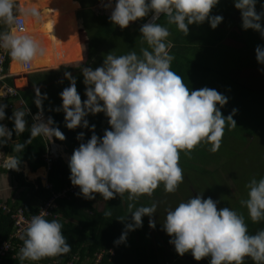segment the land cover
I'll list each match as a JSON object with an SVG mask.
<instances>
[{"label": "clouds", "instance_id": "1", "mask_svg": "<svg viewBox=\"0 0 264 264\" xmlns=\"http://www.w3.org/2000/svg\"><path fill=\"white\" fill-rule=\"evenodd\" d=\"M219 0H108L106 7H112L109 20L121 29L152 13V23H144L139 32L147 47H141L139 54L129 50L126 54L104 56L101 66L80 68L83 84L86 86L81 101L76 90V79L70 72L64 73L69 81L59 94L60 111L64 113V124L69 130L80 127L91 132L86 142H80L68 162L70 183L79 188L83 198L92 200L94 194L107 201L116 195L127 193L128 215L131 222L124 225L120 237L114 241L119 245L126 242L128 232L142 226V217H149V228L155 227L152 217L156 211L155 202L136 206L134 201L142 194L151 195L158 185L163 184L165 192H175L182 182L179 153L190 154L200 143L210 145L208 151L216 152L220 147L226 123L235 126L232 114H221L220 108L227 103V97L216 89L203 87L190 90L179 74L171 70L174 56L170 54L173 44L167 38V26L155 22L163 15L167 25H175L185 36L188 26L202 24L207 20L215 29L222 16L210 15V10ZM257 0H233L239 10L241 27L251 29L264 39V3L260 11L255 10ZM21 16L37 22L43 19L41 11L32 4L21 8L18 0H0V50L22 67L28 68L45 55L42 43L30 34L19 31L17 20ZM255 58L264 66V46L255 48ZM34 103L39 109L43 99L36 89ZM219 106V107H217ZM6 105L0 104V121L5 120ZM27 109H17L8 117L12 129L0 123V147L16 136L29 132L23 143L13 142L12 152H23L32 139L41 136L48 140L55 137L63 140V133L54 126L51 117L42 118L28 126ZM103 113L109 128L98 137L95 125H89V114ZM78 141L84 140V132L77 133ZM0 167L19 170L17 155L0 153ZM247 198L240 201L246 207L249 219L255 223L264 220V176L253 178L246 185ZM217 201L201 198L200 194L181 201L174 208L167 209L163 231L171 237L169 243L178 255L191 253L194 260L209 257V264H243L250 258L254 264H264V229L250 234L244 216L229 207L217 209ZM47 212L40 210L25 221L21 229V247L17 257L23 261L37 262L44 258L67 254L71 245L62 234L61 223L48 220ZM105 217L111 211L105 210ZM118 220L124 221L127 217ZM6 247V244L4 245Z\"/></svg>", "mask_w": 264, "mask_h": 264}, {"label": "trees", "instance_id": "2", "mask_svg": "<svg viewBox=\"0 0 264 264\" xmlns=\"http://www.w3.org/2000/svg\"><path fill=\"white\" fill-rule=\"evenodd\" d=\"M76 1L82 4L83 10L80 15L83 21V27L89 38L88 62L90 65L87 67L95 69L102 65L104 56L108 53L113 52L114 55L126 54L131 50L130 48L132 45L141 43L142 39L137 33V30L147 22L148 17L152 15L151 12L145 17L138 19L135 27L121 29L112 24L108 16L101 15L94 10L98 0ZM222 5L224 4H219L218 6L220 7ZM162 17L157 23H161L159 21ZM165 21L166 20L163 22ZM206 23L205 21L199 25L195 23L189 25L188 34L186 36L178 31L175 25L163 24L168 27L169 36L173 44V47L170 49V54L174 56V59L170 64V68L181 76L182 81L190 90L208 87V77L211 74V70L207 63L214 53L216 55V52H218L217 50L223 47L243 49L247 46L244 38L248 35V30H243L240 26L241 24H238V28L237 25L234 24L237 30L231 31L227 29V31L219 27H217L219 29L212 30L209 24ZM230 24H232V21ZM30 25L31 23L26 21V30L30 29ZM3 28L4 25L0 24V30ZM61 54L60 51H57L51 55L49 59L42 57L33 63L34 68L49 69L58 64L65 63L66 59H62ZM8 66L9 63L4 66L2 74L7 73ZM81 67L82 66L77 68L61 66L57 70L28 74L26 78L28 79L29 87L24 90H18L16 88L25 106H16V101H14L13 98L5 99V120L0 121V123L12 129L13 125L8 117L12 115L14 110H10L9 106L15 107V110L27 109L31 114L41 112L51 117L54 126L64 135L62 141L54 137L55 143L64 145L66 151L72 153L80 142H86L87 139L90 138L91 132L88 129H81L80 127L73 130H69L65 127L64 113L59 110L62 103L59 94L69 84V81L64 78V73L70 72L76 79V90L83 103L86 99L84 95L86 86L83 84V76L80 71ZM26 78H19L16 84L25 87L27 83ZM4 82L10 87H15L13 78H7ZM36 89H39L41 96L44 94L47 95V99L42 100L39 109L34 103ZM86 119L90 126L95 125L94 131L98 137L103 135L106 128H109L107 118L103 113L95 115L89 114ZM25 120L28 126L34 123L32 116L28 113L25 116ZM81 131L84 132V140L78 141L76 135ZM28 136L29 132L27 127L25 132L19 136L13 133L12 140L0 147V151L4 150L6 154L19 156V167H22L24 162H27L32 172H36L38 169L47 166L44 155L47 153L50 141L41 136H37L32 139L30 144L25 146L23 152L13 153L11 147L12 143H23ZM182 152L184 151L180 153ZM9 172L10 171L7 169L0 167V176L2 174H8ZM69 175V167L62 158H59L58 161L52 165L48 173L47 182L51 185L50 189L43 186L40 180L36 183H31L24 178L22 173H12L13 181L18 184L17 186L24 189V193L19 201H13L11 199L5 202L0 201V204L5 205L10 210V213L6 214L0 209V246L3 242L7 241L11 233H13L14 221L11 216L19 209H22L28 217L33 214H38L39 211L54 198V195L67 187L73 186L70 183ZM94 197L102 199L99 194H94ZM92 200L83 198L78 190L77 193L70 194L67 197L56 198L54 201L56 207L52 209L49 216L45 217L48 220L56 219L61 223L62 234L65 236L67 243L71 245V249L67 254L44 258L37 262L27 260L21 262L18 257L13 258L12 255H9L5 257L4 264H40L53 260H60L76 253H79V255L83 257L82 263H86L89 258L92 259L93 254L101 250L109 249L115 251V256L112 257V260H109V257L106 256L103 264H162L161 255L156 253L152 248L153 240L150 237L151 235L149 236L147 234L149 228H147L145 232H137V228L131 231L129 235L127 234L125 243L119 245L114 244V241L120 237L124 225L131 222V214L128 215V209H126L127 203H129L127 198L116 195L113 199L105 201V206L102 210L97 209V207L95 208ZM135 205L141 206L142 204L135 202ZM105 210L111 211V216L105 217L103 215ZM127 215L128 217L124 221L118 220ZM245 219L250 234L264 229V220L253 223L249 217ZM167 236L168 235L165 237L163 235L165 241L170 239V237ZM14 242L16 247L22 245V241L20 240H15ZM14 254L17 255V253ZM172 256L176 259L177 253ZM243 264H254V262L250 258L245 257Z\"/></svg>", "mask_w": 264, "mask_h": 264}, {"label": "rangeland", "instance_id": "3", "mask_svg": "<svg viewBox=\"0 0 264 264\" xmlns=\"http://www.w3.org/2000/svg\"><path fill=\"white\" fill-rule=\"evenodd\" d=\"M75 1L26 0V2L22 3V8L25 5L32 4L42 13L43 19L41 22H37L32 18H24L25 21L36 26L35 28L31 25V30L38 29L36 38L45 48L44 56L49 59L51 53L54 54L60 51L62 59H66L65 63L58 64L52 68H57L64 64L74 67H87L90 65L88 62L89 38L85 33V29L78 27V13L76 15L75 12L78 9L81 11V9ZM72 3L76 4V6L74 7L75 10L70 12L69 9L72 7H69ZM107 3L108 1L98 0L95 6L96 12L109 17L114 5L106 7ZM262 3H264V0H257L255 5L257 12L260 11ZM219 4H225L221 6L224 9V14L223 16L221 15L223 19L220 23L221 25L219 24V28L222 30H237L234 24L241 22L240 14L235 13L232 16H228L229 11L234 8L233 0H219L210 10V15H217ZM48 8L54 11L50 27L46 24L47 22L45 23L49 19H44L48 15ZM63 18L65 20L73 19L69 21V24H63ZM164 20L165 18L162 17L159 21L161 22L160 24L166 23V21L163 22ZM205 21L207 22V20ZM231 21L233 25L229 24ZM131 25L130 22L128 27ZM261 26L264 27V18L261 20ZM217 27L215 29H219ZM45 29H49L50 32L49 30L46 32ZM79 29L80 34L78 33ZM139 29L137 33L141 36ZM27 34L30 33L27 32ZM66 39L67 41L62 45L63 48L58 47ZM244 39L247 45L245 48H220V50H217L216 55L214 53L207 63L211 70V74L208 77V88L216 89L227 97V103L220 108V111L223 116L227 117L235 109L236 111L232 115L235 126L229 127L226 123L220 140V147L214 153L208 151L210 145L207 143L198 144L188 155H185V152L179 153L178 163L182 169L183 180L177 186L175 192H165L161 183L153 190L150 196L142 194L134 201V204L135 202L142 205H150L153 202L157 204L156 211L152 217L155 227L149 228V217L145 216L142 217V226L138 228L137 232H145L149 228L147 234L151 235L150 237L153 240L152 248L161 255L162 264H209L210 259L205 257L200 261H196L192 258L190 252L182 256L177 254L176 259L172 256L176 252L169 243L171 237L167 241L163 239V235L166 237L167 234L161 226L167 209L174 208L181 201H186L191 196L194 197L200 194L202 199L210 197L213 201H217L218 210L229 207L238 214L243 215L244 220H246L245 218L248 217L247 209L240 203L242 199L247 198L245 185L253 178L259 180L260 177L264 176V66L259 65L255 58V48L258 45L264 46V39H261L258 32L251 29H248V35ZM134 45L130 46V49L138 54L140 46L147 47L143 41ZM58 48L60 49L58 50ZM19 66L22 68L20 64ZM36 69L33 64V70ZM45 69L47 70V68ZM21 70V73H25L23 69ZM16 87L24 88L18 85ZM28 173V170H26V174ZM43 173V170H39L35 174L31 173V177H28V179L36 183L39 175H45ZM8 180H12L14 187L11 186L10 182L8 183ZM41 181L45 185V179ZM1 185L2 181L0 183V199L5 194L2 189L12 192L18 184L13 181V178L11 179L10 175L4 185ZM17 195L18 193L16 192L14 197ZM127 195L125 193L123 197L127 198ZM95 205L97 209L102 210L105 206V200L95 198ZM129 233L127 234L129 235Z\"/></svg>", "mask_w": 264, "mask_h": 264}, {"label": "built area", "instance_id": "4", "mask_svg": "<svg viewBox=\"0 0 264 264\" xmlns=\"http://www.w3.org/2000/svg\"><path fill=\"white\" fill-rule=\"evenodd\" d=\"M105 1H108V0H105ZM114 4H115V0H112V5ZM162 16L163 15L158 17L155 22H157ZM152 22L154 21L151 15L146 23H152ZM17 25L21 33L26 32V28H27L26 21L23 17L18 18ZM7 60H8L7 52L4 50H0V85L2 84L4 98L5 99L13 98L14 101H16L20 106H25L23 100L21 99L18 93V90L15 87L8 86L4 82L5 79L9 78L8 75L2 74L4 66L7 64ZM23 70L26 73H29L33 70V65L28 68L23 67ZM10 108H12V106H10ZM27 113L32 116V119L34 122L40 121L41 118L44 121H46L49 118V116L44 115L41 112L31 114L30 111L28 110ZM49 141H50V144H49L47 153L44 155V159L47 165L46 168L48 172L51 170L52 165L55 162H57L59 158L62 157L63 152H64V148L61 145L55 143L54 137ZM46 188L50 189L51 185L47 184ZM78 190L79 188L75 186H70V187L65 188L63 191L54 195V198L51 199L41 210L46 211L48 214L47 216H49L51 214L52 209L56 207V204L54 202L56 198L67 197L70 194L77 193ZM0 209H2V211L5 212L6 214L10 213V210L5 205L0 204ZM31 216L29 217L26 216L22 209H19L15 214L11 216L14 221V226H13L14 230H13V233H11L9 239L3 242L0 246V264H4L5 257L9 255H12L13 258L17 257V255L14 253H17V250L21 246L16 247L14 241L20 240L19 237L21 235V229L24 226L25 221L29 220ZM5 244H6V247L4 246ZM106 256L109 257V260H112V257L115 256V251L112 249L101 250L93 254L92 259L89 258L88 261H86V263H82V260L77 255H72L70 257H67L68 259L53 260L50 262H45V263H40V264H103Z\"/></svg>", "mask_w": 264, "mask_h": 264}, {"label": "crops", "instance_id": "5", "mask_svg": "<svg viewBox=\"0 0 264 264\" xmlns=\"http://www.w3.org/2000/svg\"><path fill=\"white\" fill-rule=\"evenodd\" d=\"M37 1V0H36ZM41 1V0H40ZM50 1V0H49ZM75 1V0H74ZM19 2V4H20V6H22V3H24V2H26V0H19L18 1ZM51 2H53V1H51ZM75 2H77L78 4H79V8L81 9V11L83 10V7H82V4H80V2L79 1H75ZM49 3V2H48ZM72 5H76V4H74V3H72L70 6H72ZM225 5V4H224ZM22 8V7H21ZM220 9V10H219ZM231 9V8H230ZM94 10L96 11V9H95V7H94ZM81 11H79V9L75 12V14L77 15V13H78V17H77V20H78V27L80 28H84L83 27V21H82V18H81V15H80V12ZM68 13V12H67ZM82 13V12H81ZM235 13H239L240 14V12H239V10H237V9H235V8H233V9H231L230 11H229V13H228V16H232L233 14H235ZM53 14H54V11L53 10H51L50 8H48V15L44 18V19H49V20H47V21H45V23L50 27V25H52V18H53ZM70 14V13H69ZM72 14V13H71ZM223 14H224V9L220 6L219 8H218V12H217V15H219V16H223ZM52 15V16H51ZM21 17H23V16H21ZM52 17V18H51ZM150 17V16H149ZM149 17H148V19H149ZM24 18V17H23ZM68 18V17H67ZM25 19V18H24ZM70 19V18H69ZM69 19L68 20H65L64 18L62 19L63 20V24L64 23H68V21H69ZM231 20H232V18H231ZM66 21V22H65ZM44 23V24H45ZM43 24V25H44ZM69 24V23H68ZM131 26H129V27H127V28H133V27H135L136 26V24H137V22L136 21H134V22H131ZM229 24H230V22H229ZM238 24H241V22H239V23H237L236 25H238ZM32 25V24H31ZM31 25H30V31L29 30H26V32H24L25 34H27V32L28 33H30V35H34L35 37L37 36V31H38V29H36V30H31ZM221 25V24H220ZM220 25H218V27H220ZM32 26H34V25H32ZM35 28H36V26H34ZM2 30H5V26H4V28L2 29ZM46 30V32L49 30V29H45ZM46 32H45V34H46ZM49 32H50V30H49ZM79 34H80V29H79V32H78ZM86 33V32H85ZM168 40H170L171 41V39H170V36L167 38ZM67 41V39L66 40H64L63 42H61L60 43V45L58 46V47H60V48H63L62 47V45L65 43ZM59 48V49H60ZM51 55H53V53H51ZM44 58H46L45 56H43ZM7 63H9V66H8V71H7V73H6V75H8V77L9 78H13V82H14V86H15V88H17L16 87V81L19 79V78H21V77H27V75L28 74H31V73H34V72H44V71H51V70H57V69H59L61 66H65V67H74V66H68L67 64L65 65H60L59 67H57V68H52V69H41V68H37L36 70H32L31 72H29V73H26L25 71V73H21V69H23V67L22 68H20V66H19V64L17 63V62H15V61H13L9 56H8V60H7ZM33 65V64H32ZM80 67V66H79ZM74 68H77V67H74ZM40 69V70H39ZM27 79V78H26ZM26 86L24 87V88H17L18 90H24V89H26V88H28L29 87V82H28V79L26 80ZM0 104H6V100H5V98H4V94H3V90H2V84L0 85ZM15 105L16 106H20L17 102H15ZM21 107V106H20ZM9 109L10 110H14L15 111V107L13 108H10V106H9ZM63 148H64V152H63V155H62V159H63V161L68 165V162H69V159H70V157H71V155H72V153H69V152H67L66 151V147L64 146V145H61ZM1 153H3V154H5V155H10V154H6L5 152H4V150L3 151H1ZM3 158L2 157H0V160H2ZM26 170H28V174H26ZM39 170H43L44 171V173H45V175H39L38 177H37V181L38 180H44L45 179V185H43V186H45L46 187V185L48 184V182H47V176H48V171H47V168L46 167H43V168H40V169H38L36 172H32V170H31V168H30V166L28 165V163L27 162H24V164H23V166L22 167H19V170L18 171H14V170H8V171H10L8 174H2L1 176H0V180L2 181V185H4V183L6 182V179H8V177L10 178V175H11V179L13 178V176H12V173H14V172H17V173H22L23 174V176H24V178L28 181V182H31V181H29V179H28V177L30 178L31 177V173L32 174H35V173H37ZM43 173V174H44ZM1 181H0V183H1ZM12 181V180H11ZM36 181V182H37ZM4 182V183H3ZM10 182V180H8V183ZM31 183H33V182H31ZM41 183H42V181H41ZM11 184V186L12 187H14L13 186V182H11L10 183ZM1 185V186H2ZM4 188V187H3ZM4 192L3 193H5V194H3V196L1 197V199H0V201L1 202H5V201H8V200H13V201H15V200H21V197H23V193H24V189L23 188H20L19 186H17V187H15V189L12 191V192H10V191H7V190H4V189H2ZM18 193V195L16 196V197H14V194L15 193ZM96 198V197H95ZM95 198L92 200V202H93V206L96 208L97 206L95 205ZM103 200V199H102ZM73 255H77L81 260L83 259V257L82 256H80L79 255V253H76V254H73ZM70 256H72V255H69V256H66V258H62V259H68L67 257H70ZM89 258V257H88Z\"/></svg>", "mask_w": 264, "mask_h": 264}, {"label": "bare ground", "instance_id": "6", "mask_svg": "<svg viewBox=\"0 0 264 264\" xmlns=\"http://www.w3.org/2000/svg\"><path fill=\"white\" fill-rule=\"evenodd\" d=\"M75 6H76V5H72V6H70V7H69V8H71V7H72L71 9H69V10H70V12H72L73 10H75V9H74V7H75ZM41 69H44V68H41Z\"/></svg>", "mask_w": 264, "mask_h": 264}]
</instances>
